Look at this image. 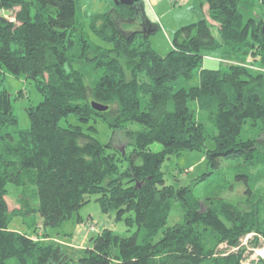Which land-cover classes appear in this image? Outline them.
Instances as JSON below:
<instances>
[{"label":"trees","instance_id":"16d2710c","mask_svg":"<svg viewBox=\"0 0 264 264\" xmlns=\"http://www.w3.org/2000/svg\"><path fill=\"white\" fill-rule=\"evenodd\" d=\"M81 1L0 0V264H239L240 253L219 256L218 245L235 247L249 233L254 246L264 239V200L200 202L190 188L166 185L162 165L203 151L204 117L215 132L205 153L210 168L233 161L264 172V12L255 13L264 0H206L208 19L178 28L165 55L151 47L145 29L120 28L133 20L150 26L144 0L138 13L118 4L122 11L79 18ZM210 50L229 62L225 68H203ZM5 73L32 81L42 97L27 109V129L17 128ZM194 73L198 84L188 85ZM92 102L107 109L98 112ZM70 115L81 124L104 120L122 133L129 153L110 152L111 142L89 133L94 126H61ZM153 143L159 152L149 149ZM8 184L34 186L38 205L22 192L9 210ZM92 194L116 220L132 213L125 221L136 230L92 233L75 263L46 228L70 219ZM173 202L183 221L166 226ZM36 214L42 228L32 220L29 234L9 228L13 217L26 223Z\"/></svg>","mask_w":264,"mask_h":264},{"label":"rangeland","instance_id":"374dc122","mask_svg":"<svg viewBox=\"0 0 264 264\" xmlns=\"http://www.w3.org/2000/svg\"><path fill=\"white\" fill-rule=\"evenodd\" d=\"M259 1L257 0L258 5H260ZM144 3L146 20L150 26L148 27L145 24L142 28L139 20H133L129 23L124 22L120 28L126 32L141 31L142 33L145 29L151 47L159 55H165L171 49V40L174 32L178 28L201 18H207L206 0H162L158 4H152V7L149 5L148 0H144ZM117 5L115 0H82L80 8L77 9V17L86 18L87 15L94 12L108 11L111 13L112 11L121 10ZM263 12L264 6L256 7L255 13L259 15ZM156 25L158 28H155ZM89 38L95 43H98L95 37L89 36ZM204 53L207 56L203 58V68L223 69L229 63L223 60L219 62L220 60L217 59V55H221L219 51L210 50ZM213 56L217 58H213ZM187 84H198V76L196 73L193 74V77ZM2 87L6 89L10 96L12 111L18 123L17 128L27 129L29 127L26 114L27 109L36 106L42 100L41 95L37 92L32 81L23 77L16 78L8 73H5L2 77ZM201 122L206 130L203 151L184 152L179 156H170L165 159L162 165L165 184L190 188L192 194L200 202H205L208 198H222L226 201L239 204L249 203L257 199L264 200V172L262 173L263 175H258L257 172L246 171L240 168L238 163L233 161L227 162V165L221 166L218 169L209 167L205 153L214 148L212 136L215 132L214 130L212 132L211 126L206 118L201 117ZM68 124L80 125L83 129L88 126H94L95 132H88L102 144L111 142L112 148L109 151L114 154L116 149L120 150V148H123L120 150L122 155L124 152L128 154L131 149L130 146L125 147L126 142L123 141L122 133L113 131V129L107 126L104 120L96 118L89 123L81 124L70 115L60 121L61 126L65 127ZM132 127H135V125H128V128ZM149 149L152 152H159L161 146L158 143H153ZM116 157H120L119 154H116ZM126 164L125 161L119 162V167L124 169ZM245 173L250 177L246 182L243 176H237ZM6 188L8 192L5 200L9 210L18 206V195L22 192L27 195L31 207L38 205V199L33 195L36 190L34 186L23 188L8 184ZM97 197L96 194L87 195L85 197L86 202L70 219L63 221L57 227L46 228L50 236L55 237L62 243V247L75 263L79 256L83 254L84 249L82 243H79V241L83 240L87 233L90 237L96 236L90 233L89 226L93 225L99 232L103 229H109L113 233L121 236H130L136 230L134 224L128 225L125 221L128 215L132 216V213L125 214L119 220H116L114 212H102L96 201ZM31 220L35 225L42 228L38 214L27 218L26 223H22L19 217H13L9 228L17 232L29 234L33 231L29 225ZM182 221L183 211L178 203L173 202L166 226L182 223ZM254 237V233L245 235L235 247L228 245L226 242L220 243L217 248L220 253L218 255L226 257L229 254L240 253L239 264H254L260 260H264V239L258 236L257 245L254 246L252 244ZM90 245L91 242L88 239L84 246L86 248ZM69 264L74 263L71 262Z\"/></svg>","mask_w":264,"mask_h":264},{"label":"water","instance_id":"95a60500","mask_svg":"<svg viewBox=\"0 0 264 264\" xmlns=\"http://www.w3.org/2000/svg\"><path fill=\"white\" fill-rule=\"evenodd\" d=\"M117 4H120L122 6L131 7L133 8L137 13L138 11H143V4L140 2V0H115ZM91 106L94 110L98 112H103L107 109V106H103L101 104L92 102Z\"/></svg>","mask_w":264,"mask_h":264},{"label":"crops","instance_id":"0c3cea01","mask_svg":"<svg viewBox=\"0 0 264 264\" xmlns=\"http://www.w3.org/2000/svg\"><path fill=\"white\" fill-rule=\"evenodd\" d=\"M162 0H148V2H149V5L152 7V4H154V3H156V4H158L159 2H161ZM51 239L52 240H55V241H58L55 237H53V236H51ZM85 239V240H84ZM83 240H81V241H79V243H82V246H83V248H85V244H86V241H88V239H90V235L87 233L86 234V236H85V238H84ZM61 245H62V243L60 242V241H58ZM70 247H71V245H70Z\"/></svg>","mask_w":264,"mask_h":264},{"label":"built area","instance_id":"2783aa9c","mask_svg":"<svg viewBox=\"0 0 264 264\" xmlns=\"http://www.w3.org/2000/svg\"><path fill=\"white\" fill-rule=\"evenodd\" d=\"M89 231L90 233H95V234H99V230L97 228H95L93 225L89 226Z\"/></svg>","mask_w":264,"mask_h":264}]
</instances>
